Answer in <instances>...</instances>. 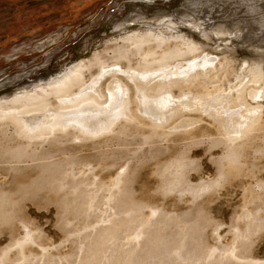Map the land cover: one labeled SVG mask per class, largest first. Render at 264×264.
Here are the masks:
<instances>
[{
    "label": "rangeland",
    "instance_id": "1",
    "mask_svg": "<svg viewBox=\"0 0 264 264\" xmlns=\"http://www.w3.org/2000/svg\"><path fill=\"white\" fill-rule=\"evenodd\" d=\"M167 25L171 28L164 27ZM148 29L163 31L166 35H183L201 46L202 54H210V64L202 71L210 79L204 74L188 79L194 94L211 91L212 86L221 87L226 93L238 75L243 81L249 80L252 67L264 71V0H0V98L12 97L18 90H35L75 62L87 61L95 51H102L109 40ZM200 58L197 57L198 62ZM225 59L232 61L236 76L223 69ZM222 70L223 78L219 82L213 79L211 73ZM172 89L177 95V85ZM248 101L255 105L249 98ZM258 102L264 118V99ZM131 108L134 110V105ZM185 117L188 122L199 123L187 139L184 132L172 130L165 132L163 138L156 136L152 130L155 123L138 119L136 124L134 117L119 122L135 134L119 135L126 143L105 141L107 144L102 148L110 150L104 155L95 153L91 146L89 150L80 148L79 139L77 145L72 142L61 145H68L69 150L78 151L84 157L88 155V164L95 165L89 167L93 168L92 172L87 166L78 170L88 172L87 176L95 181L93 185L90 181L88 186L101 188L98 196L103 198L88 200L96 209L95 219L88 223H84L83 215L73 211L74 203L67 204L72 195L49 186L36 189L35 184L25 185L31 180L35 182L41 172L31 166L17 171L6 164L9 153L0 150L4 152L0 153V191L10 190L17 197L14 203L7 202L4 207L12 209L5 215L10 219L0 222V257L6 258L4 264H13L22 257L29 263L32 259L35 262L53 259L57 264H89L79 258L82 253L87 254L85 257L92 255L93 236L88 234L96 231L102 222L118 220L127 205H120L122 200L136 204L134 210L142 205L145 215L153 212L156 217L166 211L167 217L175 219L177 228L188 233L176 242L172 234L167 235L168 228L151 241L149 236L156 225L147 226L144 216L134 220L121 235L119 245L124 247L123 252L119 253L122 248L112 251L115 255H124L119 257L121 264H162L170 257L186 264L181 254L189 256L190 249L194 250L192 256L200 254L189 237V229L192 223L204 221L201 243L214 257L223 249L233 253L231 246H235L236 254L240 255L236 264H264V127L252 129L237 143L226 141L217 123L194 111L178 119L170 118L157 130L166 131ZM139 131L148 132L152 143L157 144L151 147L144 144L136 149L139 146L136 142L141 141V135L136 136ZM11 132L12 128L6 138L0 133L2 145L8 143ZM182 135L184 139H178ZM102 138L95 140L102 141L107 136ZM49 141L44 140L42 148L49 147L47 150L52 151ZM86 143L91 145L92 141ZM56 153L62 157L69 151L62 152L63 155ZM180 158H183L179 161L181 175L172 180L170 168L164 169L167 163ZM231 163L238 166L237 174L232 175L234 171H230L219 175ZM27 164L35 166L31 160ZM123 171H126L123 175L130 173L125 175L123 187V196L127 197L116 199L120 186L111 185L109 175L113 177ZM94 172L99 174L92 175ZM193 189L200 194L194 197ZM250 226L253 230L244 240L242 237ZM131 237L137 238L139 246L127 254L129 244L124 241ZM116 243L119 242L108 240V245H115L112 249L117 248ZM161 252L164 254L159 255ZM168 252L171 256H167ZM107 254L110 255L109 250ZM125 257L129 262L122 263ZM104 261L110 263L107 259Z\"/></svg>",
    "mask_w": 264,
    "mask_h": 264
},
{
    "label": "bare ground",
    "instance_id": "2",
    "mask_svg": "<svg viewBox=\"0 0 264 264\" xmlns=\"http://www.w3.org/2000/svg\"><path fill=\"white\" fill-rule=\"evenodd\" d=\"M164 27L171 28L169 25ZM201 52V46L192 40L183 38V35H166L163 31L151 29L131 32L118 39L109 40L105 43L102 51H95L91 58H87V61L75 62L62 74L52 77L43 86L41 85L35 90H18L12 97H1L0 133L6 138L10 128L13 130L8 136V143L2 145L0 142V150L9 153V156L6 157V164H11L10 166L18 169L17 171H21L27 166L37 168L38 173L41 172L39 178L42 179L39 181L37 178L35 182L31 180L29 184L25 185L35 184L36 189L49 186L53 190L72 195L67 199V204L74 203L73 211L83 215L84 223H88L96 217L93 215L96 213V209H93L88 200L103 198L98 196L101 188L97 185L93 188L88 186L90 181L92 185L95 184V181L87 176L88 172L78 170L83 166L89 168L95 165L88 164L90 162L88 155V158L79 155L78 151L73 152V149L70 151L68 145L61 146L62 144L68 142L75 144L76 140L79 139L82 142L75 145L82 149L88 148V150L91 146L90 149H95V153L104 155L110 148L107 147L108 149L105 150L102 145H106L108 141L126 143L127 140H121L119 135L130 134L133 136L135 134L131 129L126 130L129 126L120 124L122 120L134 119V117H136V124H138V119L155 123L152 130L156 136L163 138L165 132L172 130L184 132L185 139H187L194 133V126L199 124L197 121L188 122V118L185 117L175 122L166 131H158L157 128L170 118L178 119L179 116L194 111L208 116L217 123L226 141L234 140L237 143L238 139L243 138L252 129H262L264 118L261 115L258 100L264 99V71L258 66V68L252 67L249 80L243 81L238 75L235 79L236 83L229 85L226 93L221 87L212 86L211 91L213 92L204 90L202 94H194L188 83L190 76L197 75L199 77L204 74L210 79V75L202 72L205 70L204 66L210 64V59H208L210 54H202ZM200 56L201 61L198 62L199 58L197 59V57ZM227 60L225 59L226 65L223 66V69L230 70V75L236 76L237 70L232 68V64H230L232 61ZM95 73L96 76H94ZM223 73L222 70L218 74L212 72L211 75H213V79H217L219 82L223 78ZM174 85L178 87L177 95L172 91ZM160 87H162L161 90ZM248 98L255 105H251ZM132 105L135 107L134 110L131 108ZM15 134L16 138L20 137L19 140L14 137ZM109 134L116 136L108 137ZM137 135H141V141L136 142L139 144L136 149H140L144 144H148L149 147L157 144L152 143L153 140H150L151 137L148 132L140 133L139 131L136 132ZM101 137L105 140H102L103 138L102 141L95 140ZM178 139H184V136ZM44 140L49 141L54 150H47L49 147L46 150L42 148ZM90 140L92 141L91 145L86 143ZM105 141L107 142L105 143ZM67 151L69 153H66ZM56 152L66 154H62L61 157L55 155ZM0 153L4 154V152ZM229 153L233 154L234 152L229 151ZM182 159L166 164L164 171L170 168L169 171L172 173L169 175L172 180L181 175L182 167L179 161ZM28 160H31L35 166L27 164ZM22 163L24 166L19 165ZM127 168L130 169V165ZM226 168L227 171L222 170L219 175L230 171H234L232 175H236L239 170L238 166L232 163ZM88 170L92 172L93 168ZM124 172L126 171L113 177L109 175L110 184L120 186L116 199H126L127 197L123 196L125 192L123 187L125 177L130 173L127 172V175L125 173V176L123 175ZM98 174L99 172H94L92 175ZM193 191L194 197L200 194L196 189ZM5 192L0 191L1 223L10 219L5 216L6 212L12 210L4 208L7 202L14 203L13 200L17 199L11 195L13 192L10 190ZM122 203L127 205L118 220H112L108 223L102 222L96 231H91L88 234L93 236V244L90 247L92 249L90 256L93 258L85 257L87 254L82 253L79 258H82L84 263L105 264L104 259H107L109 264H121L119 257L124 256L123 254L120 255L124 248L119 245L121 235L128 229L129 223L143 216V222H146L147 226L156 225L154 232L149 236L151 241L157 238L156 234L168 228L170 233L167 235L172 234L176 242L188 233L183 228H177L175 219L173 216L167 217L166 211L154 217L155 213L153 212H148L145 215L146 211L142 205H139V209L134 210L136 204L133 205L124 200L120 202V205ZM130 212L131 214H129ZM92 216L94 217L92 218ZM204 224L205 221L202 223L195 222L189 229L191 231L189 237L195 242L197 253L200 254L194 257L192 256L194 250L192 249L191 252L190 249V255L184 257L181 254V260H184L186 264H236L240 255L236 254L238 250L235 246H231L233 253L223 249L214 257L211 251L206 249V245H202L201 233ZM146 228H143V232H146ZM252 230L253 226H250L242 238L246 240ZM108 240H113L114 243L118 241L119 243H116L117 248L112 249L115 245H108ZM131 241L134 242L133 246L130 245ZM124 243L129 244L127 254L139 246L136 237L127 238ZM120 248H122L120 254L115 255L113 252L117 249L120 250ZM193 248L195 247L193 246ZM108 250L110 255L107 254ZM170 253L168 252L167 256H171ZM163 254L164 252L159 253V255ZM24 258L22 257L13 264H57V261L55 262L53 259L37 262L32 259L29 263ZM124 259V261L121 259L122 263L129 262L127 257ZM0 260H2L1 264H4L6 258L0 257ZM162 264L181 263L175 257H170L169 261H164Z\"/></svg>",
    "mask_w": 264,
    "mask_h": 264
}]
</instances>
